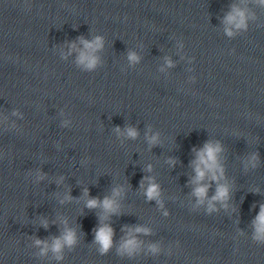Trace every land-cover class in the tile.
Listing matches in <instances>:
<instances>
[{
    "label": "water",
    "instance_id": "95a60500",
    "mask_svg": "<svg viewBox=\"0 0 264 264\" xmlns=\"http://www.w3.org/2000/svg\"><path fill=\"white\" fill-rule=\"evenodd\" d=\"M233 7L245 28L224 22ZM97 36L88 69L79 38ZM207 142L223 174L199 182L201 203L194 162ZM218 184L227 199L212 200ZM114 190L115 212L86 207ZM261 205V0H0V264H264ZM66 229L75 243L53 252Z\"/></svg>",
    "mask_w": 264,
    "mask_h": 264
},
{
    "label": "clouds",
    "instance_id": "9594fccd",
    "mask_svg": "<svg viewBox=\"0 0 264 264\" xmlns=\"http://www.w3.org/2000/svg\"><path fill=\"white\" fill-rule=\"evenodd\" d=\"M264 3V0H261ZM224 22L227 25H234L237 29L245 28V13L244 11L240 10L239 8L233 7L232 11L225 17ZM228 35H232L230 30H227ZM80 43L83 45V50L79 51V56L77 62L79 64L85 65L88 69H93L97 64V57L94 55L97 49L103 46L102 37H95L93 40L89 41L84 39L83 37L79 38ZM72 49L76 48L75 43L70 46ZM128 59L131 62H136L138 57L135 53H129ZM117 132H120V129H116ZM126 134L128 137L135 138L138 133L135 128L128 127L126 129ZM149 144H156L158 142V135H152L147 137ZM195 151V150H194ZM221 151L220 145L218 143L207 142L205 143L204 147L196 153L197 159L195 163V172L196 178L195 182L197 183V187L194 190V195L199 198V202H203L206 193L208 191L209 185H200V181L204 180L206 174H210L212 180H218L219 177L217 176V172L220 173L222 176L223 170L220 168L218 161H217V154ZM252 160H256V156L252 157ZM171 162V161H170ZM255 166V164H253ZM150 170V166H149ZM143 186V182H142ZM119 190L113 191V197H105L102 201L97 198H90L86 202V207L88 208H96L102 207L106 213H112L116 211V201L115 196H118ZM85 195H87V191L85 190ZM146 196L149 200L157 199L159 197V189L155 183L149 181V186L146 190ZM228 198V188L225 185L218 184L216 189V194L212 197V200H225ZM66 199H70V197H66ZM209 207H212L211 201H209ZM44 226L47 227V222H44ZM256 226V237L255 239L264 240V205L260 207V213L256 217L255 221ZM136 232L147 231L146 229L136 228ZM112 235L113 230L110 226L104 225L100 227L96 231V241L102 246V252H106L112 243ZM35 243L37 245L44 244V250H47L48 245L41 240H36ZM75 243V233L72 230L66 229L63 236L61 238H56L52 244L53 252L59 253L62 246L72 245ZM124 249L128 250L130 253L133 249L137 247V241L134 237L131 236L125 241L122 246ZM153 252L157 251L156 247L153 246L151 249ZM60 258L59 256L57 257Z\"/></svg>",
    "mask_w": 264,
    "mask_h": 264
}]
</instances>
